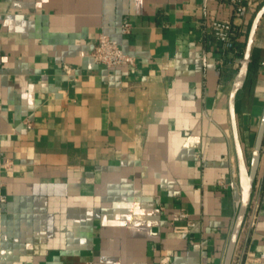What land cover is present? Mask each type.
Segmentation results:
<instances>
[{"label": "crops", "instance_id": "1", "mask_svg": "<svg viewBox=\"0 0 264 264\" xmlns=\"http://www.w3.org/2000/svg\"><path fill=\"white\" fill-rule=\"evenodd\" d=\"M244 2L0 0V264L223 263L237 69L218 66L209 22L236 23L244 52L264 0ZM100 33L135 65L96 63ZM262 112L264 17L236 96L246 155ZM178 211L196 222L186 237ZM247 252L264 264V146L232 264Z\"/></svg>", "mask_w": 264, "mask_h": 264}, {"label": "water", "instance_id": "2", "mask_svg": "<svg viewBox=\"0 0 264 264\" xmlns=\"http://www.w3.org/2000/svg\"><path fill=\"white\" fill-rule=\"evenodd\" d=\"M262 17H264V4L259 7L251 22L243 52L244 62L238 68L233 78L227 101V108L232 130V139L236 156L239 201L222 264H232L239 234L251 202L253 184L255 182L260 162L262 146H264V112H262L257 126L253 148L249 155V160L247 159L243 144L239 136L236 118V96L237 93L243 88L247 78L251 49L253 46L257 27Z\"/></svg>", "mask_w": 264, "mask_h": 264}, {"label": "built area", "instance_id": "3", "mask_svg": "<svg viewBox=\"0 0 264 264\" xmlns=\"http://www.w3.org/2000/svg\"><path fill=\"white\" fill-rule=\"evenodd\" d=\"M232 5L235 15H240L244 11V0H223ZM213 41L215 42L219 56L217 64L220 68L233 67L238 68L243 64V54L237 45L239 28L234 22L213 19L209 22ZM131 24L125 22L121 25L122 33H129ZM91 58L99 64L108 67L119 66L122 64L135 65L134 56L125 53L117 44L105 33H100L97 36L96 44L90 51ZM30 126V123H27ZM219 184H223L222 180H218ZM6 201V195L0 194V202ZM184 221V223H179ZM170 224L173 232L186 237L192 228L196 226V222L188 217V213L178 211L171 215ZM256 260L253 252H247L242 264H253ZM157 264H168L166 261H160Z\"/></svg>", "mask_w": 264, "mask_h": 264}, {"label": "rangeland", "instance_id": "4", "mask_svg": "<svg viewBox=\"0 0 264 264\" xmlns=\"http://www.w3.org/2000/svg\"><path fill=\"white\" fill-rule=\"evenodd\" d=\"M249 155H250V154H247V155H246L248 160H249Z\"/></svg>", "mask_w": 264, "mask_h": 264}, {"label": "trees", "instance_id": "5", "mask_svg": "<svg viewBox=\"0 0 264 264\" xmlns=\"http://www.w3.org/2000/svg\"><path fill=\"white\" fill-rule=\"evenodd\" d=\"M239 48H240V47H239ZM240 51H241V53H243V48H242V49L240 48Z\"/></svg>", "mask_w": 264, "mask_h": 264}]
</instances>
